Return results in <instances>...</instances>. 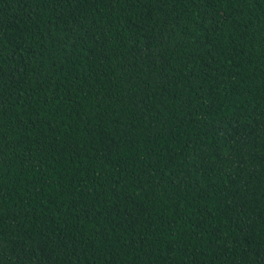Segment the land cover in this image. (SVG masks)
<instances>
[{
    "label": "trees",
    "instance_id": "16d2710c",
    "mask_svg": "<svg viewBox=\"0 0 264 264\" xmlns=\"http://www.w3.org/2000/svg\"><path fill=\"white\" fill-rule=\"evenodd\" d=\"M0 264H264V0H0Z\"/></svg>",
    "mask_w": 264,
    "mask_h": 264
}]
</instances>
